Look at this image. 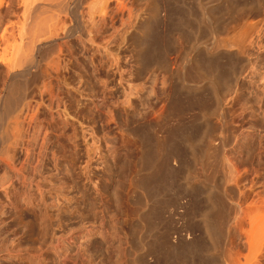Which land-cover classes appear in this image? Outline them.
I'll use <instances>...</instances> for the list:
<instances>
[{"label":"rangeland","instance_id":"obj_1","mask_svg":"<svg viewBox=\"0 0 264 264\" xmlns=\"http://www.w3.org/2000/svg\"><path fill=\"white\" fill-rule=\"evenodd\" d=\"M12 1L14 6L11 11L16 13L20 2ZM131 2L138 19L126 34L116 38L113 45L115 55L118 51L117 55H120L123 61L124 83L120 82L122 86L118 84L119 74H115V71L112 73L106 68L102 73L103 76L108 74L105 82L110 81V95L107 96L106 102L113 116H108L104 106L106 103H98L100 100L96 101L95 109L90 105L84 109V114L94 112L98 115L95 116V142L99 148L97 154L86 147L80 130L76 149L78 152L74 157H71V154L75 149L72 143L68 142V137L63 138L61 146H55L65 155L62 168L70 169V178L57 175L54 171L50 156L52 147L47 152L49 157L39 155L44 128L48 127L51 120L49 94L43 93L45 96H41L39 87L33 86L30 91L35 90L32 92L34 95H28L22 112L16 114L18 119L13 116L1 121L0 115V132H5L14 121V124L23 121L26 123L24 126H28L14 135V143L8 145L13 148L16 144L14 148H17V152L13 149L16 153L11 154L15 155L12 157H15L13 163L18 169L25 168L26 176L39 181L43 191L42 200L38 201L34 208H27L22 203V198L17 199L21 206H10L0 188V220L6 222L2 221L3 224H0V264H32L31 255H42V262L38 260L36 264H222L239 244V248H244L241 245L245 243V236L241 233L242 230H239L241 228L235 225L237 215L240 208L246 210L252 203L253 206L257 204L255 200L252 202V199L248 198L249 184L251 191L254 188V192L260 193L263 192L261 188L264 184V49L261 51L264 42L260 45L262 48L256 44L249 46V43H244L245 40H242L244 44L242 41L240 44L234 41H237L239 36L235 37L232 31L234 32L233 27L247 16L261 12L264 14V2ZM5 6L4 11L7 7ZM20 11L16 14L13 12L15 15L12 16V22H17ZM137 14L142 17L139 18ZM150 15H156V18L150 23L151 32L146 33L144 23ZM15 16L17 17L14 18ZM155 33L160 40H155ZM228 39L231 42L233 40L235 45L238 43V46L244 47L247 44L250 49L242 48L247 52L243 50L241 53L236 51L242 54L235 52L239 56L233 52L236 49L232 50L234 54L231 55H235L233 60L230 55L226 58L230 53L226 52L225 55L223 50L227 51L228 48L223 45L230 44ZM73 41L71 48L78 57L83 56L80 44ZM213 46L218 48L214 50ZM239 48L237 50H242ZM229 50L231 52V49ZM100 59L101 57H96V63L100 62ZM1 71L4 69H0L2 113V103L8 87L6 84H9V81L5 75L6 70L5 74ZM99 83L95 90L97 94H102L103 85ZM31 92L29 93L32 94ZM75 95V99V96L65 95L66 101L71 102L72 106L86 101L84 97H79L76 93ZM26 104L29 105L28 108ZM74 109L75 107L71 111ZM91 109L92 111H89ZM20 114L21 117L23 115L22 118ZM33 114L37 115L36 121H31ZM40 121L44 128L39 125ZM57 126L60 128L61 125H55L54 128L57 129ZM55 135L51 140L53 143L57 141ZM209 143L212 149L214 148V152L210 151L214 156L205 154L206 159V150L203 149H206ZM26 151L31 154L28 155ZM90 156L93 157L92 162H89ZM5 158L0 153V160ZM39 163L43 166L42 172L35 173L31 167ZM87 164L91 166V175H88V169L86 170ZM243 167L246 168L245 172ZM3 171L0 169V178L6 174ZM7 176L15 181L14 175L9 171ZM235 182L239 187L235 186ZM16 188L20 190L19 185ZM23 209L27 212L22 213ZM207 214L210 218H207ZM205 216L206 220L211 222L214 217L221 218L224 229L222 228L221 236L218 235L220 238L214 234L208 236L211 234L204 225ZM246 227V230L249 229L248 225ZM261 234L263 236L264 231ZM232 236L237 238L232 240ZM57 243L59 246L56 247ZM226 244H229V247ZM191 252H194L193 255ZM247 252L246 249L245 254Z\"/></svg>","mask_w":264,"mask_h":264},{"label":"bare ground","instance_id":"obj_2","mask_svg":"<svg viewBox=\"0 0 264 264\" xmlns=\"http://www.w3.org/2000/svg\"><path fill=\"white\" fill-rule=\"evenodd\" d=\"M11 1L12 0H0V69L3 68L4 71L6 70L5 71L6 74L4 71H1V72H4V74L6 75L8 81H9V84H6V85H8V87H7V94L5 95L3 103H2V113L0 112L1 113L0 115L2 116L1 121L3 119H9L13 116H16L17 113L22 112L23 103L28 98V95H30V96L34 95L33 93L35 90L32 91L33 92L32 93L30 91L31 88L33 86L39 87V90H38L39 94H41V96H42L43 93L45 95L47 93V94H49V97H50V98L49 97L48 98L51 99V101H50L51 105H49L50 106V108H49V114L50 115L49 116H51L50 123L48 124L47 128H44L41 121H40L41 124H39L40 126L42 125L43 126L42 128L45 129V132L43 131L44 134L42 133L43 138H42V140H40V143H41L40 144L41 149L39 148L40 149L39 150L40 157L41 156L49 157V155H47L48 154L47 152L49 151L50 147H52V149H53L55 146H61L63 138H67V137H68V142H71L72 146L75 149L71 154V157H74L78 152V150H76L78 148L77 147V145H78L77 139H78V133H79L78 130H80L83 133L82 135H83V138H85L84 142L86 144V147L91 149L92 153L95 152L97 154V152H98L97 150H99V148H97V142H95V140L97 138L95 136L96 135V130H95V118L96 117L95 116H98V115H95L94 112L93 113L88 112L89 114L88 113L84 114V113H86V112H84V109L88 108L87 105H90L91 108L93 107L95 109L96 108V101L100 100V101H98V103L99 102L101 103V101H102L101 104H103V105L106 103L104 106L106 107L107 110L106 109H104V110H106L108 116H113V115H111L112 113L110 114V109H108L109 106H107L108 103L106 102V99L108 100L107 96L109 97V95H110V94L108 95V93H109L108 90H109V88L111 89V87H108L110 81L105 82L106 80H104V79H105L106 75H108V74L103 76L102 73H103V70L106 68H108L107 70L112 71V73L115 71L114 73L116 74V72H117L119 74V79H118L119 83L118 84H120L122 86L121 83L124 81V77H125L124 73L122 71L123 70L122 69L123 68V66H122L123 61H122V59H120V55L118 57V55H117L118 51L115 55L114 50H113V48H114L113 45H114V43H116L115 42L116 38L121 37L124 33L126 34L127 31L130 30L129 29L130 26L138 19L137 16L135 17V12H134L133 6H131V3H133L134 1L131 2L132 0H19V1H17V2H20V3H18L19 9H18V11L16 10L17 12H19V10H21L19 15H18L19 20H18V18H16L17 16L14 17L17 19L16 20L17 22H14V21L12 22V16L15 15L17 12L15 13L14 11H11L12 6H14L12 3L13 1L12 2ZM251 2H252V0H251ZM253 2H258V3L261 2L262 3V2H264V0H253ZM4 6L6 7V11H4V9H3ZM20 7H21V9H20ZM232 7L234 8V6H232ZM13 10H15L14 7H13ZM242 10H240L241 14H242ZM165 11H166V9H165ZM156 12H158V11H156ZM230 12H232V10ZM170 13H171V11H170ZM261 13L251 15V16H247V18H244L241 22H239V24L237 23L236 24L237 26L233 27L234 32L232 31V33H235L234 34L235 37L239 36V39H241L239 41V39L236 38L237 41L234 40L235 42H239L240 44H242L243 41L245 40L246 42L244 41V43H249V46H253L254 44L260 46L261 44H263V42H264V14H263V12H261ZM138 16H139V18L142 17L140 14ZM168 16H170V15H168ZM157 17H159V16H157ZM155 18H156V15H152V16L150 15L149 19H147L145 21L144 25H146L145 26L146 28L144 30L146 33L151 32V24L150 23L152 21H154ZM167 21H168V19H167ZM154 32H157V31L154 30ZM160 33H162V32H160ZM160 33H158V34H160ZM145 35L147 36L148 34H145ZM156 35L157 34L155 33L154 36L156 37ZM234 35L232 37H234ZM145 38L148 39L149 36H148V38L147 37H145ZM156 39H158V37H156L155 40ZM72 40H74L80 44L83 56L78 57V55H76V52L73 50V48H71ZM158 40H160V39H158ZM150 41H151V39H150ZM241 41H242V43H241ZM145 42H147V41L145 40ZM227 42H230V44L229 43L224 44L227 46L223 45V47L228 48L227 51L223 50V48H222V50L225 52V55H226V52L230 53V54H227L228 57L225 56L226 58H229L230 56H232L231 53H233V52L235 53L236 51H240L239 53H241V51L245 50L242 48H246L247 50L250 49V47L248 48L247 44H245L244 47H242L240 45L241 46L240 47V46H238L239 45L238 43H237V45H235L233 40L231 42L228 39ZM263 46H264V44H263ZM239 47L242 50H237ZM212 48L215 50L218 47L214 48V46H213ZM259 48H262V46H260ZM118 49H120V48H118ZM219 49H220V46H219ZM229 49H231V52ZM251 49H252V47H251ZM263 49L264 48H262L261 51H263ZM232 50H235V51L232 52ZM247 50H245V51L247 52ZM245 51L242 53L244 54ZM254 51H256V50H254ZM236 53H238V52H236ZM239 55H242V54H239ZM239 55H237V56H239ZM247 55H248V53H247ZM250 55H252V54H250ZM96 57L97 58L101 57L100 62L96 63ZM234 57H235V55H234ZM234 57L232 56L230 58L232 59ZM223 59H225V58H223ZM226 61H224V62H226ZM217 62L220 63L221 61L219 62V60H218ZM217 62H215V63L217 64ZM228 63H230V62H228ZM228 63H226V64H228ZM254 65H255V63H254ZM228 66H230V65H228ZM228 66H227V68H228ZM196 67H198V66H196ZM220 68H222V67H220ZM254 68H256V67H254ZM254 68H253V70H254ZM212 69H213V66H212ZM215 71H216V69H215ZM210 72H212V71L210 70ZM109 73H111V72H109ZM1 75H3V74H1ZM196 76H195V78H196ZM199 77H198V79H199ZM206 77H207V75H206ZM107 79H109V78L107 77ZM263 80H264V78H263ZM125 81H126V78H125ZM219 81H218V83H219ZM98 82H100L99 84L103 85L102 86L103 91H101V93L103 92L102 94H97V92H96L97 87L95 88V86L98 84ZM189 82L193 83V81H189ZM55 89H56V91H55ZM29 92H31L32 94H30ZM35 93H37V92H35ZM75 93L79 97H84L86 99V101H88V102L84 101V103L81 102L82 104L77 103V106H74V105L72 106L71 102L68 103V101H66L67 98L65 97V95L71 96V97L75 96V97H73L75 99L76 98ZM129 94H130V92H129ZM99 95H101L99 97L100 99H98ZM63 97H65L66 99ZM126 97H127V95H126ZM37 98H39V97L37 96ZM69 100H70V98H69ZM126 100H127V98H126ZM76 102H78V99L76 100ZM103 105H102V107H103ZM26 106H27V104H26ZM28 106H27V108H28ZM39 106H40V103H39ZM39 106H37V107L39 108ZM74 107H75V109L71 111V109H73ZM100 109L98 108V110H100ZM31 110L33 111V109H31ZM26 111H27V109H26ZM89 111H92V109ZM111 111H112V109H111ZM45 114H46V112H45ZM36 116L37 115L35 114L33 116L34 118L31 121H33V120L36 121V118H35ZM22 117H23V115H22ZM22 117L20 114V118H22ZM39 118H37V119H39ZM111 118H113V117H110V119ZM15 119H18V117L16 116ZM1 121H0V123H1ZM14 122H13V124H11V123L9 124V126L7 127V130L5 132H0V153L4 157H6L5 159L0 160V169L4 170L3 172L6 173L4 176H1V178H0V186H1L0 188H2V191L5 195V197L8 199L10 206H19V205L21 206V203L18 202L17 199L22 198L21 201L23 204H25V206L27 208H31V207L34 208V206L37 205L38 201L40 202L42 200V197H43L42 185L36 179L31 178L29 176H26L25 175V168L18 169L16 167V165L13 163V161H14L13 159L15 157L12 158L14 154L13 155H11V154L17 152L16 151L17 148L16 149L14 148V147H16V144L13 148L11 147V145H8V144H10L15 139L14 135L20 133L22 128L27 126V125L24 126L25 122L23 123V121L17 123V120H16L17 124H14ZM40 122H38V123H40ZM108 123H110V122L108 121ZM10 125H12V127ZM28 125H30V124H28ZM55 125H59V126L61 125V126H60V128L57 126L58 128L56 127L57 129H55L54 128ZM0 126H2V123ZM108 126H109V124H108ZM0 131H1V128H0ZM13 131H15V132H13ZM57 133H59V134H57ZM55 134H57V135H55ZM53 135H55L57 137V141L54 143L51 141L53 138ZM40 138H41V135H40ZM38 140H39V138H38ZM74 140H77V141H74ZM12 143H14V142H12ZM203 143H205V142H203ZM200 146H202V144H200ZM206 147H205L206 149H203V150H206V153H204V157H205V154H207L206 156H208V155L212 156L214 154L213 153L214 148L212 149V146L210 143ZM13 149H15L16 152L15 151L13 152ZM52 149H50L51 150L50 156H51V160L54 163V165H53L54 171L56 172L57 175H64V177L70 178L71 177L70 169L62 168V165H63L62 162L65 159L64 153L62 152V150H59L56 147H55V150L57 149L56 151L54 149L53 150ZM200 149H202V148H200ZM211 150L213 151L212 152L213 154L210 153ZM27 151H26V153H27ZM203 152H205V151H203ZM27 154L29 155L31 153L28 152ZM199 155H200V153H199ZM146 158H147V155H146ZM205 158L207 159V157H205ZM10 159H12V160H10ZM92 161H93V157L91 158V156H90L89 162H92ZM148 161H150V160L148 159ZM154 162H155V159H154ZM232 163H235V162H232ZM87 165H88V167L86 168V170L88 169V175H91V173H92L91 166H90V164H87ZM51 167H52V165H51ZM31 169L35 173H41L43 166H41L39 163V164H36L35 167L33 165L31 167ZM245 169L243 167V170H244L243 172H245ZM6 170H8L10 173H12L14 175L15 181L7 176L8 171H6ZM48 171H49V169H48ZM238 173H240V171ZM239 176H240V174H239ZM61 177H63V176H61ZM241 177L242 178L244 177L243 174L241 175ZM246 177H248V176H246ZM237 178H238V176H237ZM235 179H236V177H235ZM239 179H238V181H239ZM240 180H243V179H240ZM148 181H149V179H148ZM148 181H146V182H148ZM156 181H158V180H156ZM246 181H248V180H246ZM249 181H250V179H249ZM159 182H160V180H159ZM15 183H17V185L20 186V190H17V188H16L17 185L16 186L14 185ZM232 183H234V182H232ZM238 183L242 184V182H238ZM244 183H245V181H244ZM144 184H148V183H144ZM257 184H259V183H257ZM249 185L251 186V184H249ZM151 186H152V184H151ZM235 186H236V182H235ZM240 186H242V185H240ZM250 186H249V188L251 191ZM254 186H255V183H254ZM236 187H239V186L237 185ZM262 187L263 188H261V189L263 190V192H261V193L259 191L254 192V188L251 192L246 190L247 192H249L248 198L250 200L252 199V202H254L253 200H255L257 204H254V206H253V203L251 204L249 202L251 204L250 208H248L246 210L245 209L243 210L240 208L239 214L237 213L238 214L237 215L238 217L236 220L237 224L234 222L236 227L238 225L241 228L239 230H242L241 233L243 234V236H245L244 237L245 243L243 242L244 244L242 243L243 245H241V246L244 247L243 249L248 250V252L246 253L248 255L245 254V250H243L242 247H240L241 249L239 248V245H240L239 244L238 245L239 249L238 248H236L237 250L233 249L234 251H231V253L229 254L228 259L226 261L224 259H222V260H224L222 262V264H264V235L261 236L262 235L261 233H263V231H264V184ZM150 189L152 190V188H149V190ZM243 189H244V187H243ZM255 190H256V188H255ZM243 191H245V190H243ZM239 192H241V191H239ZM208 193L209 192H207V194ZM245 196H247V194ZM237 198L239 199V197H237ZM245 198H247V197H245ZM16 200H17V202H16ZM219 202H220V200H219ZM243 202H245V201H243ZM247 202H248V200H247ZM214 203H213V205H215ZM249 203H248V205H246L247 207L249 206ZM208 210H210V207ZM236 210H238V209H236ZM21 212L23 213V212H27V211L23 209ZM21 212H19V213H21ZM206 216H207V218L209 217L208 214ZM206 216L204 217V219H205L204 225L207 227L206 230L208 231V233L210 232V234H211L208 236L210 237V236H213V234H214V236L217 235V237L220 238V236H221L220 234L222 233V228L224 229V226H222L223 221L221 220L220 217H218V218L216 217L217 219H215V217H214V219H213L214 221L211 222L209 220H206L207 219ZM210 216H211V214H210ZM150 220H153V219H150ZM210 220H212V219H210ZM2 221L3 220H0V224L2 223ZM3 222L6 223L5 221H3ZM235 225H234V227H235ZM246 225H248V227H249V229H247V230H246V228H247ZM262 225H263V227L261 228ZM260 229L261 230L263 229V231H260ZM239 233H240V231H239ZM242 234H241V236H242ZM218 235H220V236H218ZM222 235H224V234H222ZM259 235H260V237H259ZM55 236L56 235H54V238H55ZM234 238L235 237L232 236V240ZM213 239L211 241H213ZM57 241H58V239H57ZM59 241H60V239H59ZM221 242H222V239H221ZM230 242L232 243L231 240H230ZM233 244L234 243H232V245ZM57 245L59 246V243L56 244V247H57ZM182 245H183V243H182ZM216 245H218V244H216ZM227 246L229 247V244ZM193 253H192V255H193ZM31 256L33 257L32 259H30L32 264H36V261H38V260L41 263L43 260L42 255H39L38 257H34L33 255H31ZM201 257H202V255H201ZM205 259H206V256H205ZM209 260H210V258H209ZM75 264H76V262H75Z\"/></svg>","mask_w":264,"mask_h":264}]
</instances>
